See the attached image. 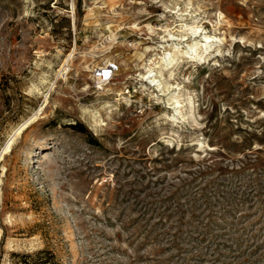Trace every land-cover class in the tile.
Instances as JSON below:
<instances>
[{"label": "rangeland", "instance_id": "374dc122", "mask_svg": "<svg viewBox=\"0 0 264 264\" xmlns=\"http://www.w3.org/2000/svg\"><path fill=\"white\" fill-rule=\"evenodd\" d=\"M181 23L222 40L174 76ZM31 117L0 158V264H264V0H0V153Z\"/></svg>", "mask_w": 264, "mask_h": 264}, {"label": "bare ground", "instance_id": "6f19581e", "mask_svg": "<svg viewBox=\"0 0 264 264\" xmlns=\"http://www.w3.org/2000/svg\"><path fill=\"white\" fill-rule=\"evenodd\" d=\"M183 15H186V14L185 13L179 14V16H183ZM72 17H73V22H74V26H75V9H74V6L72 7ZM179 25H180V29L183 33H181L178 36H176L174 34V32L171 31V29H167V28L165 29V31L167 32V34L165 36H167V38L164 39V42L169 43L170 41H172L171 44H173L172 49L174 52L164 51V53H163L164 56L160 57V59L163 61L162 62L163 66L160 65V67H163V68L165 67L166 69L171 71V75L175 74L174 69L176 66L178 67L184 63L186 64V62H188V61H197V60L203 59V53L208 52L213 47V45L215 43L222 40V38H217V37L212 36V35H208V34L203 35L201 32V30H202L201 25H199V24L196 25V24L181 23ZM199 36H203L204 40L201 41V40L197 39V37H199ZM182 43L186 44V47H187L186 49H181L180 45ZM161 48H164V47L161 46ZM74 52H75V48L69 54V56L65 60L63 66L68 64L70 59H72L74 57ZM186 57L189 58V60H187ZM154 59L155 58L150 59L149 64L147 63L148 64V66H147L148 70L142 76V79L148 80V82H150L151 85L156 87L155 90L165 92L166 89H165L164 85L162 84L161 80L158 79L159 76L157 77V73H154L155 70L153 69V67H155V66H153V65L156 63L154 61ZM109 63H110V61H107L106 65ZM106 65H104V66H106ZM103 67H101V68H103ZM163 70H165V69H163ZM161 72L162 71H160V74L159 73L158 74L161 75L163 73V72L162 73ZM169 74H170V72H169ZM169 100H170L169 104L171 105V107L174 110H176V112L178 114H180L182 117H184L182 111L179 110V108H181L182 105H181V101L178 100V96H172L171 98H169ZM33 117L29 118L24 124H22L16 130V132L11 136V138L7 141V143L3 147V149L0 153V158H2L4 156V154L8 150L11 149L12 144H13L14 139H15V135L18 133H22L21 131L29 124V122L32 120Z\"/></svg>", "mask_w": 264, "mask_h": 264}, {"label": "trees", "instance_id": "16d2710c", "mask_svg": "<svg viewBox=\"0 0 264 264\" xmlns=\"http://www.w3.org/2000/svg\"><path fill=\"white\" fill-rule=\"evenodd\" d=\"M73 127H76L79 131L81 132H88L87 127L81 122V121H76L75 123H71ZM91 142L95 143L97 142V139L94 137V135H91L90 137ZM31 255H34L36 258H34L31 262L25 260L26 264H47L48 262V255L51 256V258H54V254L49 250V249H39L33 254H25V257H28ZM53 264H60L57 261H53Z\"/></svg>", "mask_w": 264, "mask_h": 264}, {"label": "built area", "instance_id": "2783aa9c", "mask_svg": "<svg viewBox=\"0 0 264 264\" xmlns=\"http://www.w3.org/2000/svg\"><path fill=\"white\" fill-rule=\"evenodd\" d=\"M119 70L120 64L117 61L110 62L103 68H98L95 72L97 86L101 87L105 84L112 82Z\"/></svg>", "mask_w": 264, "mask_h": 264}]
</instances>
